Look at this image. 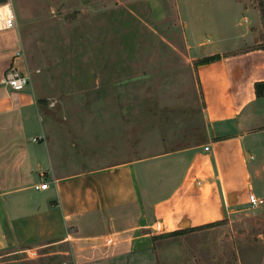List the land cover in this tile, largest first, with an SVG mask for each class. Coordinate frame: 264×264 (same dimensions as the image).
<instances>
[{"label":"crops","instance_id":"0c3cea01","mask_svg":"<svg viewBox=\"0 0 264 264\" xmlns=\"http://www.w3.org/2000/svg\"><path fill=\"white\" fill-rule=\"evenodd\" d=\"M229 1L243 32L205 16L206 0L177 3L182 20L197 19L185 21L187 31L206 33L189 41L194 59L220 56L198 66L205 142L81 168L52 138L30 86L4 82L26 63L13 0H0V264H17L7 258L19 252L27 264L34 250L62 243L68 256L50 264H180L181 234L240 213L251 195L264 198V97L255 90L264 81L261 21L251 29L258 12ZM153 8L158 21L166 17L162 0ZM207 35L215 37L212 49L201 46ZM248 36L251 47H228ZM45 182L48 188H35ZM175 231L184 232L164 237Z\"/></svg>","mask_w":264,"mask_h":264},{"label":"rangeland","instance_id":"374dc122","mask_svg":"<svg viewBox=\"0 0 264 264\" xmlns=\"http://www.w3.org/2000/svg\"><path fill=\"white\" fill-rule=\"evenodd\" d=\"M153 1L13 0L28 86L52 138L81 168L156 155L207 138L198 76L203 58L194 59L196 50L189 45L206 33H199V26L193 35L187 31L185 21L191 20L180 17L178 0H162L167 15L158 21ZM241 1L252 16L258 12L251 29L259 30L260 20L258 36L264 41V0ZM220 2L206 0L204 8L196 7L243 32L234 27L236 8L229 0ZM214 40L200 38L201 46L212 49ZM242 40L228 47L252 46L251 36ZM181 235L180 264H264V205H248ZM68 250L65 243L36 249L27 264L63 261ZM24 255L7 260L23 264Z\"/></svg>","mask_w":264,"mask_h":264},{"label":"built area","instance_id":"2783aa9c","mask_svg":"<svg viewBox=\"0 0 264 264\" xmlns=\"http://www.w3.org/2000/svg\"><path fill=\"white\" fill-rule=\"evenodd\" d=\"M17 55H21V52H18ZM4 82L9 85L11 88L14 90H23L26 88L28 85V77L25 74V72L20 71L17 67H12L5 79ZM206 149L208 150L209 147L206 146ZM48 182L42 183V184H36L35 188L36 189H46L48 188ZM250 204L252 206H262L264 205V198L256 196V195H251L250 196Z\"/></svg>","mask_w":264,"mask_h":264},{"label":"trees","instance_id":"16d2710c","mask_svg":"<svg viewBox=\"0 0 264 264\" xmlns=\"http://www.w3.org/2000/svg\"><path fill=\"white\" fill-rule=\"evenodd\" d=\"M218 59H220V56L218 54L212 55V56H207V57H204L201 60L200 64L211 63V62H214V61H216ZM255 90H256V94H257L258 97H264V81L257 82L255 84ZM209 225H212V224H209ZM183 232L184 231H175V232H172V233L164 235V237L165 236L175 235V234H180V233H183Z\"/></svg>","mask_w":264,"mask_h":264}]
</instances>
